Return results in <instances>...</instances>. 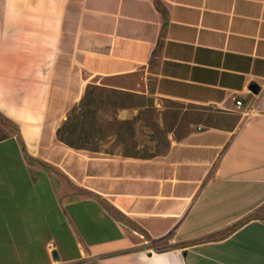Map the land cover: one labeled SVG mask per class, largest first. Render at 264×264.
<instances>
[{
  "label": "crops",
  "instance_id": "1",
  "mask_svg": "<svg viewBox=\"0 0 264 264\" xmlns=\"http://www.w3.org/2000/svg\"><path fill=\"white\" fill-rule=\"evenodd\" d=\"M110 78L241 118L151 159L59 142ZM0 113L25 144L0 143V264H264V0H0Z\"/></svg>",
  "mask_w": 264,
  "mask_h": 264
},
{
  "label": "rangeland",
  "instance_id": "2",
  "mask_svg": "<svg viewBox=\"0 0 264 264\" xmlns=\"http://www.w3.org/2000/svg\"><path fill=\"white\" fill-rule=\"evenodd\" d=\"M103 83V85L99 86L108 90L115 89L136 95L134 100L128 101L127 108H117L114 113L111 109L105 110L99 115L106 121L111 120L114 114L119 120H135V134L127 145L134 149L133 153H138L141 157H151L159 153L164 154L168 146L166 138L171 142L170 139L172 138L177 141L185 137L189 132L200 128H230L241 118V113L238 109L230 112V114H223L220 110L213 107L187 104L162 98L155 92L154 80L149 82V87L145 93L132 91L131 89L135 86V82L130 79L110 78L104 80ZM72 107H67L66 118ZM0 114L3 115L2 113ZM1 133L11 136L16 133V130L13 124L0 118ZM14 144V142L9 141L6 146L12 147ZM125 145L119 142L118 137L107 136L106 140L101 143V151H108L123 156Z\"/></svg>",
  "mask_w": 264,
  "mask_h": 264
},
{
  "label": "trees",
  "instance_id": "3",
  "mask_svg": "<svg viewBox=\"0 0 264 264\" xmlns=\"http://www.w3.org/2000/svg\"><path fill=\"white\" fill-rule=\"evenodd\" d=\"M156 7L162 13L164 18L163 29L161 32V34H163L168 24V12L160 1H156ZM161 45L162 42L159 41L158 46L160 47ZM135 96L136 95L133 93L118 91L115 89L108 90L105 87L96 84H89L86 87L83 97L73 105L67 118L57 129V140L75 150L102 152L101 143L106 140L107 136H111L118 137L119 142L126 144L124 147L125 152L123 153L124 157L151 159L165 155L170 146V141H168L167 138L166 143L168 146L164 154L159 153L151 157H141L138 153H133L134 149L127 145L128 141L131 140L135 134L136 121L119 120L115 114L112 116L111 120L106 121L99 115L102 111L105 112V110L111 109L114 113L117 108H127L128 101L131 99L134 100ZM220 112L225 114V112L221 110ZM0 118L13 124L16 130V133L11 136L9 134L1 133L0 143L15 138L25 147L19 126L1 114ZM190 133L191 132H189V134ZM105 153L113 154L108 151Z\"/></svg>",
  "mask_w": 264,
  "mask_h": 264
},
{
  "label": "water",
  "instance_id": "4",
  "mask_svg": "<svg viewBox=\"0 0 264 264\" xmlns=\"http://www.w3.org/2000/svg\"><path fill=\"white\" fill-rule=\"evenodd\" d=\"M250 90L253 94H258L260 91V87L256 83H252L250 86ZM54 258L58 259L59 256L57 255V252H54Z\"/></svg>",
  "mask_w": 264,
  "mask_h": 264
},
{
  "label": "built area",
  "instance_id": "5",
  "mask_svg": "<svg viewBox=\"0 0 264 264\" xmlns=\"http://www.w3.org/2000/svg\"><path fill=\"white\" fill-rule=\"evenodd\" d=\"M235 104L238 108H241L243 106V102L241 100H235Z\"/></svg>",
  "mask_w": 264,
  "mask_h": 264
}]
</instances>
